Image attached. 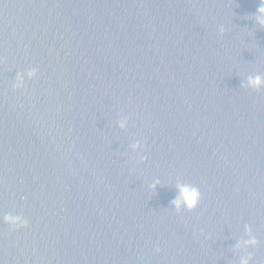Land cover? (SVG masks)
Instances as JSON below:
<instances>
[{"label": "water", "instance_id": "1", "mask_svg": "<svg viewBox=\"0 0 264 264\" xmlns=\"http://www.w3.org/2000/svg\"><path fill=\"white\" fill-rule=\"evenodd\" d=\"M259 3L0 0V264H264Z\"/></svg>", "mask_w": 264, "mask_h": 264}, {"label": "clouds", "instance_id": "2", "mask_svg": "<svg viewBox=\"0 0 264 264\" xmlns=\"http://www.w3.org/2000/svg\"><path fill=\"white\" fill-rule=\"evenodd\" d=\"M254 19L258 25L264 26V0H260ZM262 83H264V80H262L260 76L250 77L248 79V85L250 87H259ZM120 126H124L123 121L120 123ZM177 187L179 194L173 198V205L177 209H180L181 207H186L188 209L194 208L199 199L198 189L186 184H180ZM6 218L12 223L21 222L20 217L8 216ZM240 264H248L247 259L245 257H241Z\"/></svg>", "mask_w": 264, "mask_h": 264}]
</instances>
